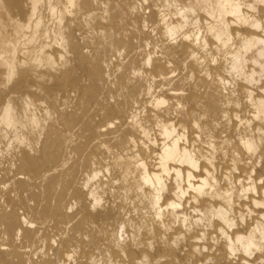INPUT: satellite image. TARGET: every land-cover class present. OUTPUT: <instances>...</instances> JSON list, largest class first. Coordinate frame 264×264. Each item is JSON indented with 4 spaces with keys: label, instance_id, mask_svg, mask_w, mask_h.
I'll return each instance as SVG.
<instances>
[{
    "label": "bare ground",
    "instance_id": "1",
    "mask_svg": "<svg viewBox=\"0 0 264 264\" xmlns=\"http://www.w3.org/2000/svg\"><path fill=\"white\" fill-rule=\"evenodd\" d=\"M0 264H264V0H0Z\"/></svg>",
    "mask_w": 264,
    "mask_h": 264
}]
</instances>
